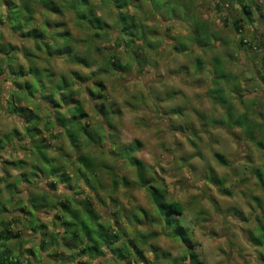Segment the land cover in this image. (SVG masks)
Instances as JSON below:
<instances>
[{
	"label": "clouds",
	"instance_id": "9594fccd",
	"mask_svg": "<svg viewBox=\"0 0 264 264\" xmlns=\"http://www.w3.org/2000/svg\"><path fill=\"white\" fill-rule=\"evenodd\" d=\"M0 264H264V0H0Z\"/></svg>",
	"mask_w": 264,
	"mask_h": 264
}]
</instances>
